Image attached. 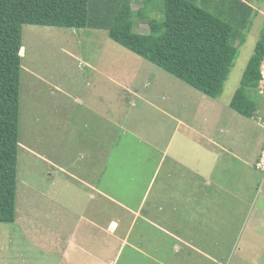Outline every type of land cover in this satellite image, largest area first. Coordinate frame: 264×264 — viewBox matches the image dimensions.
Segmentation results:
<instances>
[{
    "label": "rangeland",
    "instance_id": "rangeland-1",
    "mask_svg": "<svg viewBox=\"0 0 264 264\" xmlns=\"http://www.w3.org/2000/svg\"><path fill=\"white\" fill-rule=\"evenodd\" d=\"M192 1L221 19L229 15L225 3ZM248 1L255 13L243 40L242 30L232 36L238 53L216 98L129 51L104 29L22 26L16 219L0 223V264H264L263 182L244 203L232 194L219 195L212 184L209 190L217 194L204 198L205 210L197 208L193 217L169 205L159 211L163 226L178 230L186 244L140 218L133 223L130 244L119 250L117 237L131 223L129 210L137 207L152 175L148 158L161 157L178 120L188 125H179L165 158H189L183 153L185 127L204 125L205 115L221 128L245 125L238 135L250 154L264 140V77L255 94L257 118L229 106L264 22V0ZM155 2L163 7L162 0ZM153 13L162 19V13ZM137 20L134 31L147 33L148 25ZM203 99L216 102L217 109L206 113ZM202 148L195 158L221 155L218 147L204 148V140ZM140 158L149 160L143 169ZM102 161L108 176L98 175ZM256 171L261 181L264 173ZM159 181L153 179L147 200L163 191ZM165 200L172 205V199ZM111 219L120 224L115 235L107 228Z\"/></svg>",
    "mask_w": 264,
    "mask_h": 264
},
{
    "label": "trees",
    "instance_id": "trees-1",
    "mask_svg": "<svg viewBox=\"0 0 264 264\" xmlns=\"http://www.w3.org/2000/svg\"><path fill=\"white\" fill-rule=\"evenodd\" d=\"M162 1L161 8L155 0H0V223L16 219L24 24L104 29L113 41L206 96L220 95L238 53L232 36L242 30L243 40L255 13L251 4L216 0L229 9L225 20L192 0ZM154 10L162 19L150 16ZM136 20L148 25L147 33L134 31ZM263 60L264 22L229 101L230 108L248 118L259 112L255 94Z\"/></svg>",
    "mask_w": 264,
    "mask_h": 264
},
{
    "label": "crops",
    "instance_id": "crops-1",
    "mask_svg": "<svg viewBox=\"0 0 264 264\" xmlns=\"http://www.w3.org/2000/svg\"><path fill=\"white\" fill-rule=\"evenodd\" d=\"M261 67L263 79L264 64H261ZM126 91L131 92V90L127 87ZM132 93L136 95V92L132 91ZM203 100L204 104H202V108L206 111V113H212L217 109L216 102H206L205 99ZM203 121L204 125L201 124L200 126L196 127L189 124L191 127H185L187 134L184 135V139L188 141V143L186 145V150L183 149V153L187 152L189 158H181L179 155H174L173 158H165L167 156V152L170 149L169 143L176 135L179 125H188L183 124V122L180 120L177 121L174 132L167 136V144L162 147L163 150L161 157L154 159L148 158L151 160L149 172H152V175L143 190L141 199L136 204H134V206L137 205V207L129 210L133 215L131 223L126 226L127 228L123 235H117V237L119 236L121 242L119 250L124 245L126 246L127 244H130V242H128V238L131 237L130 231L134 221L138 220L139 218L150 223L149 225L155 227L157 230H161L163 233L165 232L166 235L172 236V240L174 242L186 244L188 241L184 239L185 237H182L184 235H182L178 230H173L172 228L168 229V227L163 226V218L157 216L158 212L166 209L167 205H169L171 209H174L175 211H180V209H182V212H186L188 217H193L194 211L197 208L205 210V205L203 204V201H205L204 198L207 197L209 199L212 194H232L235 200L244 203L260 190V185L262 182V187L264 188V176L260 181V175L256 171L258 169L255 167V163L260 153L259 149H262L264 140L257 141L255 148L252 149L250 154L247 151L248 147L244 148L245 144L242 143V136L238 135V133H243L245 125H229V123H227V125L222 126L221 128V126L218 127L217 125L209 123V118H207L206 115L204 116ZM109 124L112 125V123ZM197 133L198 137L196 136ZM203 140L204 148L208 149L209 147L211 149L212 147H218L220 149L221 155L219 158H195L196 151L199 150L201 153L203 152ZM157 141L159 143L158 139ZM196 141L200 143L199 147H195L194 142ZM176 145L179 147L180 142L176 143ZM190 155L192 157H190ZM148 159L140 158V169H143L145 166H147L149 162ZM141 163L143 164V167L141 166ZM166 163H168V166L165 168ZM101 165L102 166L100 168L103 170L99 171L98 175L100 176L103 174L108 176L106 173L105 162L102 161ZM142 172L144 171L139 170V174ZM254 172H256V174ZM157 178H160L158 188L160 187V189H163V191L161 190L159 193H157V197L155 196L151 202L149 199L147 200V197L151 193L153 179L155 180ZM212 184H216L219 187ZM211 186H214L213 188L215 190L219 189V192L214 194L213 190H209ZM165 188L167 190L164 192ZM253 188L256 189L253 190ZM185 189H187V191ZM190 194H192L193 197L189 196ZM203 195L204 197L202 198ZM165 199H172V205L167 203V200ZM262 200L264 201V190ZM146 203H149L150 206L146 207V213H143V206H145ZM181 219L183 220L182 222L187 221H184V216H182ZM112 222H115V227L108 224L107 228L109 231L110 227L114 228L115 231L113 235H115L120 224L119 222L111 219L110 223ZM262 223L264 225V220ZM109 234H111V232H109ZM137 237L141 240L140 234ZM138 244L140 243H137L136 245ZM78 246H81V244L79 243ZM134 248L137 249V247ZM137 251L143 252L145 250L142 251V249H137ZM117 256L118 255H116V257ZM96 260L99 261L100 258H96ZM105 262V260L102 261L103 264ZM114 262V260H110L108 264H115ZM105 264H107V262Z\"/></svg>",
    "mask_w": 264,
    "mask_h": 264
},
{
    "label": "built area",
    "instance_id": "built-area-1",
    "mask_svg": "<svg viewBox=\"0 0 264 264\" xmlns=\"http://www.w3.org/2000/svg\"><path fill=\"white\" fill-rule=\"evenodd\" d=\"M255 167L258 170L264 172V144H263V148H262L261 154H260L258 160L255 163Z\"/></svg>",
    "mask_w": 264,
    "mask_h": 264
},
{
    "label": "water",
    "instance_id": "water-1",
    "mask_svg": "<svg viewBox=\"0 0 264 264\" xmlns=\"http://www.w3.org/2000/svg\"><path fill=\"white\" fill-rule=\"evenodd\" d=\"M22 48V47H21ZM21 48H20V50H19V54H21ZM22 55V54H21ZM112 226H115V222H112Z\"/></svg>",
    "mask_w": 264,
    "mask_h": 264
},
{
    "label": "bare ground",
    "instance_id": "bare-ground-1",
    "mask_svg": "<svg viewBox=\"0 0 264 264\" xmlns=\"http://www.w3.org/2000/svg\"><path fill=\"white\" fill-rule=\"evenodd\" d=\"M20 52H21V54H23V47L21 48V51H20ZM20 56H21V55H20Z\"/></svg>",
    "mask_w": 264,
    "mask_h": 264
},
{
    "label": "clouds",
    "instance_id": "clouds-1",
    "mask_svg": "<svg viewBox=\"0 0 264 264\" xmlns=\"http://www.w3.org/2000/svg\"><path fill=\"white\" fill-rule=\"evenodd\" d=\"M262 148H263V146H262ZM262 150V149H261ZM258 160V159H257Z\"/></svg>",
    "mask_w": 264,
    "mask_h": 264
}]
</instances>
